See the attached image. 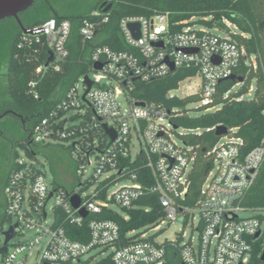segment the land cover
I'll return each instance as SVG.
<instances>
[{"label":"built area","instance_id":"built-area-1","mask_svg":"<svg viewBox=\"0 0 264 264\" xmlns=\"http://www.w3.org/2000/svg\"><path fill=\"white\" fill-rule=\"evenodd\" d=\"M102 3L112 4V0H102ZM110 10L107 13L94 11L95 15L102 16L100 21H82L79 33L83 45L93 42L100 24L108 22ZM170 18L169 12L151 17L122 18L119 30L131 50L93 47L87 58V72L77 78L51 110V116L59 110L64 111L62 126H79L73 130L78 129L85 135L91 133L90 142L88 137H79L73 140L69 150L76 177L75 188L68 192L55 185L53 180L49 182L33 160L16 159L4 186L5 220L0 224V249L5 246L6 251L0 253V264H28L35 248L34 264H92L108 256L112 264H250L256 251L260 258L258 264H264L261 259L264 208L245 209L239 204L256 179L264 159V146L243 153L241 138L220 137L208 152L213 163L197 203L185 205L189 185L187 174L195 162L196 150L180 141L182 130L175 128L170 119L171 115H176L174 109L168 111L132 95L136 82L163 78L176 69H195L200 83L194 94L199 93L200 105H209L217 85L232 75L233 68L242 59L255 68V59L238 46L233 38L238 29L226 19L206 26L197 23L194 17L173 23ZM209 20L210 17L202 19L203 22ZM130 24H138V38L133 35ZM195 24L205 27L197 28ZM70 28L68 20L49 18L33 27L32 34H27L42 36L48 57L50 53L52 55L47 67L44 64L36 68L37 76L48 67L59 71L66 62ZM96 65L101 68L96 69ZM85 77L91 83L89 88ZM78 82L84 89L82 95L77 91ZM29 85L33 86L34 82ZM168 96H173L172 91ZM69 110L77 115L75 121L66 117ZM57 122L55 120V124ZM104 126L114 131L113 140L106 134ZM53 133L49 118L43 117L33 129L32 146L58 143L52 139ZM134 140L139 150L133 159ZM136 162L140 164L138 167L149 169L153 180L150 187L138 181V173L132 168ZM111 177L113 182L103 190L101 183ZM120 181L129 184L119 185ZM112 186L116 189L108 195ZM149 192L157 194L162 217L153 228L127 231L124 238L129 240L122 238L120 225L114 220L91 218L87 222L89 238L84 243L70 239L56 225V209L64 212L68 223L80 227L88 216L112 210L111 204L124 211L119 216L125 222L134 203ZM73 195L80 198L76 209L70 202ZM100 195L102 197H97ZM49 202L50 216L47 214ZM81 209L87 212L85 217L80 215ZM241 212H252L253 215L243 218L239 215ZM179 218L184 223L190 221L191 225L197 221V239L181 232L176 240L159 242L163 226L173 224ZM13 226L14 236L4 245V232ZM25 233L31 236L22 242L20 239ZM181 240H185L183 244H180Z\"/></svg>","mask_w":264,"mask_h":264},{"label":"trees","instance_id":"trees-1","mask_svg":"<svg viewBox=\"0 0 264 264\" xmlns=\"http://www.w3.org/2000/svg\"><path fill=\"white\" fill-rule=\"evenodd\" d=\"M101 2L102 0H35L27 11L18 15L20 23L26 29L39 26L49 18L70 22L66 44L69 56L66 62L59 71L48 67L41 76H37L35 70L44 65L48 58L43 37L25 35L13 18L0 21V77L5 82V90H2L0 81V145L1 156L10 161L5 185L19 157L17 148L23 149L29 159L36 160L37 150L43 154L50 143L47 142L46 146L31 144L33 129L43 117L49 118V126L54 131L52 139L66 149L70 150L73 140L79 137H88V141H91V133L85 135L78 129L76 132L73 130L79 126H62L64 111L59 110L55 116H51V110L62 100L77 78L87 72V58L94 46H108L115 51L131 50L122 39L120 19L151 17L169 12L171 23L194 17L197 23L211 26L213 23H220L222 19L228 20L238 29L233 35L238 46L244 49L247 56L254 57L256 62L253 68L242 59L233 68L235 79L221 81L216 87L212 102L205 106L199 103V93L184 98L168 96V92L176 90L181 81L196 76L195 69H176L163 78L135 83L133 96L147 103L161 105L168 111L175 110L176 115H171L170 119L176 128L182 130L180 141L184 146L196 150L195 162L187 174L189 185L184 200L185 205L194 206L213 163L208 152L220 139L215 134L217 127H225L228 137L241 138L244 142L243 153L259 145L264 146V0H112L108 22L100 24L93 42L83 45L79 33L82 21H100L102 16L95 15L94 11L98 10ZM205 17H210V20L203 22ZM32 81L34 85L30 86ZM197 103L198 106L190 107ZM76 118L75 114L68 116L69 121H75ZM55 120L58 121L57 124ZM49 164L53 173L51 161ZM139 165L136 162L132 167L138 173V181L143 186L150 187L153 183L151 173L149 169L138 167ZM111 182L113 177L101 183L100 187L104 190ZM53 183L61 186L54 177ZM157 197L152 192L140 197L128 211L129 218L125 222L114 210H104L99 215L88 216L78 227L68 223L64 212L56 209V225L70 239L84 243L89 238L87 222L91 218L109 219L119 223L121 236L124 238L125 233L131 229L147 230L158 223L162 210ZM239 204L245 209L264 208V159L254 183L245 191ZM4 218L2 212L0 224ZM259 262L256 251L250 264ZM92 264L112 262L108 256Z\"/></svg>","mask_w":264,"mask_h":264},{"label":"rangeland","instance_id":"rangeland-1","mask_svg":"<svg viewBox=\"0 0 264 264\" xmlns=\"http://www.w3.org/2000/svg\"><path fill=\"white\" fill-rule=\"evenodd\" d=\"M93 1H97V0H93ZM195 25L197 28H204L205 27V25H200V24H195ZM1 73H3V71ZM0 81L2 83L1 84L2 90H5V86L3 84V83H5L4 78L0 77ZM199 83H200V77L198 75L191 77V78H186L179 83L178 88L176 90L172 91V95L176 96L178 98H184L190 94H194L198 90ZM76 86H77V91L79 92V94L82 95L84 93L82 83L78 82L76 84ZM196 106H198V103L190 105V107H192V108L196 107ZM74 113L75 112L73 110H69L66 113V117L69 115H72ZM178 131H180V130H178ZM31 138H32V136H31ZM35 149H37V148H35ZM138 150H139V147L137 145V142L134 140L132 151H131V155H132L133 159L136 157ZM1 152H2V145H0V165H1L2 161H4V163H6V162L9 163V159L2 157ZM37 152H38V155H36V159L38 160V162L35 159L33 160V162L42 168L43 172L46 175L47 180L50 182L53 180V177H54L57 184H60L68 192L73 191V189L75 188V185H76V183H75L76 177H75V172L73 171V168H72L70 151L68 149L64 148L63 146L59 145L58 143L53 142L52 144H49L45 148L43 154H41V152H39V150H37ZM17 153H18V156L20 158H23L27 161L32 160V159H29L25 155L24 150L21 148H17ZM50 161H51V166L53 167L54 176H53L52 170L50 168V164H49ZM4 172H5V169L0 167V212H1V210L4 206V202H5V193H4V188L2 187ZM127 184H129L128 181H120L119 182V185H127ZM115 189L116 188L114 186L110 187L108 189V192H107L108 195L112 194ZM50 206H51V202H49L48 206H47L48 216H50V209H49ZM111 208H112V210H114L115 212H117L120 215L124 214V211L121 210L116 205L111 204ZM239 215H240V217L246 218V217H250L251 215H253V213L252 212H241ZM196 228H197V221L193 222V225H191L190 221L184 223L183 220L181 218H179L177 222H174L173 224H170V225H164L163 226L162 230L160 231L158 241L163 242L165 240H176L178 235L181 232H185L188 237L190 235H192L194 240H196L197 239ZM30 236H31L30 233H25V235L20 240L22 242H25V241L29 240ZM187 239H185V240H187ZM185 240H181L180 244H183ZM36 251H37V248H35L33 250V255L28 258V264H34L35 263Z\"/></svg>","mask_w":264,"mask_h":264},{"label":"water","instance_id":"water-1","mask_svg":"<svg viewBox=\"0 0 264 264\" xmlns=\"http://www.w3.org/2000/svg\"><path fill=\"white\" fill-rule=\"evenodd\" d=\"M35 2V0H0V21L7 19V18H13L16 20L20 30L25 34H32V28L30 29H26L23 27V25L20 23L18 15L27 11ZM112 4L109 3L107 5H105V3H102L99 7L98 10L101 11V13H107L109 11V9L111 8ZM129 28L131 29V31L133 32V35L135 36V38L139 37V26L138 24H130ZM160 46V44H158ZM50 56L48 57L46 63H45V67L48 66V64L51 62L52 60V55L51 53L49 54ZM214 62H216V58L213 59ZM96 69H100L101 66L100 65H96L95 66ZM171 70H173V67L171 65ZM228 79H235V76L232 74L231 76L228 77ZM240 81V79H239ZM85 84L88 86V88L90 87L91 83L90 81L85 77ZM143 105V104H140ZM2 116H0L1 118ZM176 128V127H175ZM104 130L106 132L107 135L110 136V138L113 140L115 138V133L113 130L108 129L104 126ZM227 133V130L225 127L223 126H219L216 128L215 130V134L218 137H222L225 136ZM70 202L73 208H78L80 205V198L78 195H73L70 198ZM80 215L82 217H85L87 215V212L83 209L80 210ZM14 227H10L8 231L4 232V236H5V240H4V245L7 244V242L14 236ZM258 235V234H257ZM6 251V247L4 246L3 248L0 249V253H4ZM261 259H264V253L261 257Z\"/></svg>","mask_w":264,"mask_h":264},{"label":"flooded vegetation","instance_id":"flooded-vegetation-1","mask_svg":"<svg viewBox=\"0 0 264 264\" xmlns=\"http://www.w3.org/2000/svg\"><path fill=\"white\" fill-rule=\"evenodd\" d=\"M7 160H8V159H7ZM0 167H2L3 169H5V172H4V174H3V184H2V187L4 188V186H5V181H6V178H7L8 172H9V168H10V161H9V163H8V162L4 163V161H2ZM2 187H1V188H2ZM4 203H5V202H4ZM3 209H4V206H3V208H2V210H1V212H0V214L3 212Z\"/></svg>","mask_w":264,"mask_h":264}]
</instances>
